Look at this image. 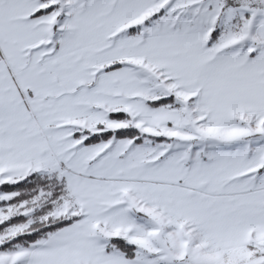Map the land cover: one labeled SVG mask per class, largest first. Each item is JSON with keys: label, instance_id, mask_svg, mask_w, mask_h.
Segmentation results:
<instances>
[{"label": "snow or ice", "instance_id": "6c2138e0", "mask_svg": "<svg viewBox=\"0 0 264 264\" xmlns=\"http://www.w3.org/2000/svg\"><path fill=\"white\" fill-rule=\"evenodd\" d=\"M0 264H264V0H0Z\"/></svg>", "mask_w": 264, "mask_h": 264}]
</instances>
